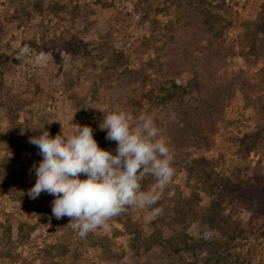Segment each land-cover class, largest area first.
<instances>
[{"label": "rangeland", "instance_id": "374dc122", "mask_svg": "<svg viewBox=\"0 0 264 264\" xmlns=\"http://www.w3.org/2000/svg\"><path fill=\"white\" fill-rule=\"evenodd\" d=\"M21 1L0 0V19ZM56 1L65 0H43L41 13L28 7L29 18L3 22L0 264H50L58 259V243L69 248L63 258L67 264H179L171 263L155 243L148 242L146 249L131 248L133 234L124 220L111 218L81 238L68 224V217L52 215V195L42 192L31 199L27 194L36 180L32 166L42 159L38 148L29 143L37 130L44 126L54 137L61 130L71 131L72 124L90 126L98 146L115 154L116 142L106 140V131L99 128L104 115L112 108L133 116L146 113L145 105L138 108L133 104L145 88L139 76L124 74L121 67L108 68L105 60L92 54L102 38L128 53L127 67L149 62L148 83L177 72L189 78L196 71L208 97L220 94L217 108L201 111V118L193 120L196 135L192 129L180 131L173 112L159 117L174 153L172 180L188 191L182 180L185 163L198 159L216 162V170L231 180L230 193L224 196L225 214L239 221L243 230L234 250L242 258L241 264H264V242L257 236L264 228V89L256 87L257 70L264 65V41L253 48L250 44V27L264 16V0H206L211 4L210 15L228 23L220 42L203 24L200 0H80L86 7L75 17L66 10L47 9ZM167 4L169 10H161ZM89 18L94 23L86 31ZM203 105L198 99L190 100L186 108L195 113ZM258 131L256 145L239 154L240 142ZM200 196L201 203H206L205 194L200 192ZM128 210L131 222L149 233L151 215L146 207ZM20 222L26 224L22 231ZM6 226L11 228L8 236ZM179 228L167 221L163 226L166 234ZM187 231L198 234L195 221ZM24 233L27 236L22 237Z\"/></svg>", "mask_w": 264, "mask_h": 264}, {"label": "trees", "instance_id": "16d2710c", "mask_svg": "<svg viewBox=\"0 0 264 264\" xmlns=\"http://www.w3.org/2000/svg\"><path fill=\"white\" fill-rule=\"evenodd\" d=\"M19 4L17 9L4 16L5 20L4 18L0 19V40L4 32L3 22H10L12 19L20 20L24 17L29 18L32 12L28 7L40 13L44 9L43 0H24ZM210 5L208 1L200 0L202 21L207 30L220 42L223 39L222 33L225 32L228 23L222 24V20H217L215 16L210 15ZM85 7L86 4L80 0H65L61 3L56 1L54 4L48 5L47 9L52 12H55V10H57L56 12L58 10H66L72 17H75L81 14L85 10ZM161 10L167 12L169 5H164ZM92 23H94L92 19L86 20V24L84 25L86 31L90 30ZM250 28L252 29L250 33L253 34L250 44L251 48H253L257 46L258 41H264V16ZM92 54L97 59L105 60L107 62L106 67L108 68L117 69L121 67L124 74L139 76L138 78L144 83L145 88L141 92L139 99L134 98L133 104L138 108L145 105V112L155 116L153 117L160 129L161 119L159 117L173 112L174 117L180 122L179 130L187 132L192 129L196 135L198 127H193L195 124L193 120L201 118L200 116L203 114L201 111L204 113L211 111L217 108L216 106L220 103V94L217 97H208L207 90L204 89L203 83L197 76L198 72L196 71L189 78H186L183 73L177 72L174 75L166 77L164 80L148 83V81H151L147 70L150 67V63L140 61L136 68L127 67V63L129 62L128 53L117 49L106 38L97 41ZM257 75L256 87L258 90L264 89V65L258 68ZM31 79H34V77H31ZM31 84L35 83L31 81ZM36 86L38 85L36 84ZM222 93V97L226 99V94ZM196 99L201 102L203 101L204 108L191 113L187 109L188 105H190V100ZM16 104H19V102ZM259 132L246 137L240 142L238 147L239 154H244L256 145ZM178 164L176 168H179ZM215 164L216 162L203 159L194 160L190 164L185 163V176L182 180L185 186H187L188 191L181 190L178 183H175L173 180L171 181L170 185L164 190L160 201L153 206L161 207L163 211L156 217L151 216L149 233L138 229L134 221L133 223L131 222L132 217L129 210L113 217L116 221L124 220L123 222L127 231L133 234L130 240L131 248L135 250L137 247H145L144 249H146L148 242L155 243L161 247L165 257L170 259L171 263L175 261L179 264H241L242 258L234 250V244L236 239L242 235L243 230L239 221L231 219L224 211V196L230 193L228 185L231 180L217 171ZM154 182L153 177H146L143 181L144 190H148ZM200 192L205 194L207 198L206 203H201ZM146 209L150 213L151 209L148 207ZM166 221L177 224L180 228L173 233L166 234L163 230ZM194 221L198 228L197 235H193L187 231L189 223ZM25 225V222H20L18 229L22 231ZM4 229L5 236H8L6 234H10V226H6ZM25 236H27L26 233L22 234V237ZM257 236L264 242V228L259 231ZM56 246L59 247L57 253L58 259H55L50 264H67L63 258L69 252L68 246L60 243L56 244ZM43 250L47 253L50 252V248H44ZM140 264H146V262H141Z\"/></svg>", "mask_w": 264, "mask_h": 264}, {"label": "clouds", "instance_id": "9594fccd", "mask_svg": "<svg viewBox=\"0 0 264 264\" xmlns=\"http://www.w3.org/2000/svg\"><path fill=\"white\" fill-rule=\"evenodd\" d=\"M72 125L71 131L61 130L54 137L43 126L29 138L42 157L32 166L36 180L29 197L52 195V215L68 217L81 238L129 207H148L151 216H158L163 209L153 206L170 185L175 168L173 150L154 117L133 116L120 108L108 111L99 128L106 131V140L116 142L115 154L98 146L90 126ZM148 176L155 182L144 190Z\"/></svg>", "mask_w": 264, "mask_h": 264}]
</instances>
